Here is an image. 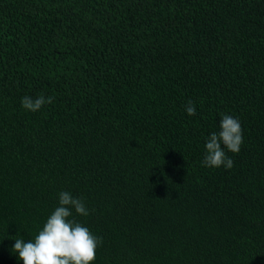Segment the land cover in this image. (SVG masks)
<instances>
[{"label": "trees", "instance_id": "1", "mask_svg": "<svg viewBox=\"0 0 264 264\" xmlns=\"http://www.w3.org/2000/svg\"><path fill=\"white\" fill-rule=\"evenodd\" d=\"M225 114L244 143L205 167ZM62 191L94 264H264V0H0V264Z\"/></svg>", "mask_w": 264, "mask_h": 264}, {"label": "clouds", "instance_id": "2", "mask_svg": "<svg viewBox=\"0 0 264 264\" xmlns=\"http://www.w3.org/2000/svg\"><path fill=\"white\" fill-rule=\"evenodd\" d=\"M54 102L52 96L40 94L38 97L25 96L22 107L28 111H39L44 105ZM188 115L196 114L195 105L189 101L186 106ZM219 131L213 132L205 143V167L231 169L234 161L226 151L238 154L243 140V129L238 118L223 115ZM73 210L81 216L89 215V209L82 198L74 197L68 191L59 193V206L48 216L42 230L27 243L22 238L15 239L12 251L18 254L23 264H90L96 259V249L101 246L102 238L94 235L73 216Z\"/></svg>", "mask_w": 264, "mask_h": 264}]
</instances>
